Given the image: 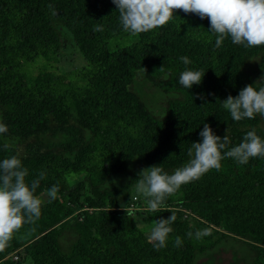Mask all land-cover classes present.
Returning <instances> with one entry per match:
<instances>
[{"label":"trees","instance_id":"1","mask_svg":"<svg viewBox=\"0 0 264 264\" xmlns=\"http://www.w3.org/2000/svg\"><path fill=\"white\" fill-rule=\"evenodd\" d=\"M174 15L165 26L132 35L112 0H0V123L8 129L0 134V161L16 155L29 182L44 173L37 196L59 188L40 218L0 251V264H14L8 256L15 251L32 264H195L229 240L248 246V264H264V157L245 165L225 158L219 171L183 185L155 212L139 196L146 221L176 215L159 250L127 209L138 175L115 182L138 160L169 174L184 166L205 123L221 138L229 129V148L251 130L264 139V116L236 122L221 103L264 76V46L229 37L217 48L208 19ZM97 25L102 31H94ZM59 28L71 33L85 65L57 67ZM189 69L205 75L187 90L178 80ZM140 80L171 96L162 114L135 93ZM203 229L209 234L199 240L187 236Z\"/></svg>","mask_w":264,"mask_h":264},{"label":"clouds","instance_id":"2","mask_svg":"<svg viewBox=\"0 0 264 264\" xmlns=\"http://www.w3.org/2000/svg\"><path fill=\"white\" fill-rule=\"evenodd\" d=\"M112 3L118 9L123 30L132 35L165 26L176 17L175 11L182 10L185 14L197 15L201 20H209V32L216 35L217 48L229 37L236 45L249 48L264 46V0H112ZM94 31H102V28L97 25ZM180 59L185 65L191 63L188 57ZM204 75L203 70H184L178 83L188 90L201 84ZM197 99L207 105L204 96ZM221 103L236 122L254 119L257 114L264 116V76L254 86H245L235 98L229 95ZM7 131V126L0 123V134ZM228 133L229 129L221 138L205 123L200 132L201 142L191 143L188 149L189 161L171 174L165 172L161 165L141 169L137 173L139 179L134 182L136 194L145 198L148 208L155 212L165 206L166 199L183 185L199 180L211 170L219 171L225 158L245 165L252 158L264 157V139L255 130L248 131L238 146L230 148ZM4 148L7 150L8 145L5 144ZM28 176V169L16 155L0 161V251L9 246L25 224L35 223L41 216L43 201L35 193L45 175L40 173L30 182L26 179ZM58 191V186L53 185L47 190V196L54 200ZM175 221L176 215L172 214L167 219L159 218L152 222L148 241L157 250L167 246L168 237L173 232L171 225ZM208 234V230L203 229L195 234L189 231L187 236L192 238L195 235L199 240ZM182 242L181 237H175V246H181Z\"/></svg>","mask_w":264,"mask_h":264},{"label":"rangeland","instance_id":"3","mask_svg":"<svg viewBox=\"0 0 264 264\" xmlns=\"http://www.w3.org/2000/svg\"><path fill=\"white\" fill-rule=\"evenodd\" d=\"M59 36L61 48L56 54V65L62 72H67L80 68L85 65V61L79 52L71 33L65 28H59ZM250 69L255 76H259V71L254 62L250 63ZM135 93L142 99L146 106L156 114H162L167 100L171 97L160 91L157 87L152 86L147 81H137L134 84ZM147 166L140 160L136 161L130 169L122 176L115 179V182L124 180L132 175H137L141 169H146ZM134 188V185L132 186ZM135 189V188H134ZM75 199H81L73 193ZM135 195H137L135 193ZM43 203L48 200L46 194L39 196ZM137 197H139L137 195ZM140 209L132 211L131 214L139 227L145 228L146 233L149 235L151 224L153 220H145L148 211L147 205L141 201ZM29 236H22V239L27 240ZM18 259H11L14 264H32L22 251L16 253ZM252 261V255L248 246L237 241L229 240L220 244L215 250L205 256L197 259L195 264H248Z\"/></svg>","mask_w":264,"mask_h":264},{"label":"built area","instance_id":"4","mask_svg":"<svg viewBox=\"0 0 264 264\" xmlns=\"http://www.w3.org/2000/svg\"><path fill=\"white\" fill-rule=\"evenodd\" d=\"M137 201H138V197L135 195V196H133V199L131 200V202H130V204H129V207L127 208L129 211H135V210H137V209H140V207L137 205ZM18 251H15V252H13V253H11L8 257L10 258V259H18V256L16 255V253H17ZM7 257V258H8Z\"/></svg>","mask_w":264,"mask_h":264}]
</instances>
